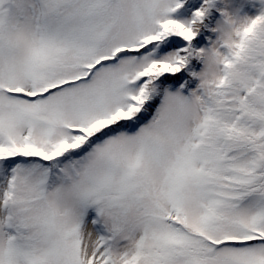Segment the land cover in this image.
Masks as SVG:
<instances>
[{"label":"snow or ice","instance_id":"6c2138e0","mask_svg":"<svg viewBox=\"0 0 264 264\" xmlns=\"http://www.w3.org/2000/svg\"><path fill=\"white\" fill-rule=\"evenodd\" d=\"M0 264H264V0H0Z\"/></svg>","mask_w":264,"mask_h":264}]
</instances>
